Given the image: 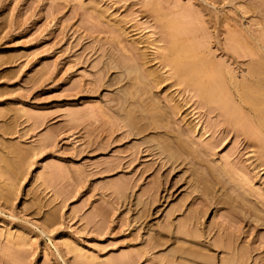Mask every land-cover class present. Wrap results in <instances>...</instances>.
<instances>
[{
	"label": "rangeland",
	"instance_id": "obj_1",
	"mask_svg": "<svg viewBox=\"0 0 264 264\" xmlns=\"http://www.w3.org/2000/svg\"><path fill=\"white\" fill-rule=\"evenodd\" d=\"M170 22L264 100V0H0V264H264V136Z\"/></svg>",
	"mask_w": 264,
	"mask_h": 264
},
{
	"label": "bare ground",
	"instance_id": "obj_2",
	"mask_svg": "<svg viewBox=\"0 0 264 264\" xmlns=\"http://www.w3.org/2000/svg\"><path fill=\"white\" fill-rule=\"evenodd\" d=\"M166 23H167V21H166ZM174 23H175V21H174ZM168 27H169V32H168V29H166L167 30L166 32L169 33V34L168 33L167 34L169 35L168 39L170 40L168 44H169V51L172 55L171 59H170L172 61V64H174V66L181 71H182V69H186L187 70L186 71L187 72L186 77L188 76L187 77L188 80H190L193 84H195L193 82V81H195L196 84L199 85L198 86L199 88H203L204 90H208V87L210 88L209 91H207V93L210 92L209 97H208V98H210L209 102L212 99L214 101V103L219 105V107L223 110V112L228 116L230 123H232L231 121H236L239 123L238 126L240 129H246V130L249 129L251 126L256 125L260 128V131L264 136V100L263 101L256 100L251 96L247 97V96L243 95L240 92V89H238V87H236V86L233 87V91L237 93V94L233 95L234 97H232V96L229 97L219 87L214 88L212 85L213 82L210 81V79H211L210 76H209L210 79L207 76L210 74V72L207 73L206 75L204 74L205 76H203V74H201L203 71V69H201L202 67H200V69H199V67H198L199 65H196L199 63L198 59H201V58H197V63L195 62V60L194 61L192 60L193 62H190V61L184 59L185 57H190V56L192 57L193 54L197 55L195 52H193V54H192V50L188 47L189 45L187 46L185 44V42L183 41V40H185L183 38L187 37L185 35L186 33L185 32L181 33V31L179 30L180 27H175V25L171 22L168 23ZM181 35H185V36H181ZM200 61L202 62V60H200ZM251 71H253V70H251ZM255 71L258 75L257 70H255ZM183 72H185V70ZM199 74H200V76H199ZM249 75L254 76V77L256 76L252 72ZM249 77L250 76H248V78ZM256 78H257L256 80L253 79L256 81V82L254 81V83L255 84L260 83L259 86L262 85V87H263L264 86V83H262L263 81L262 82L260 80L258 81L259 75H258V77L256 76ZM250 79H251V77H250ZM210 84L212 85V88H211ZM252 84H253V82H252ZM251 88H255V87L252 86ZM224 89L227 91L226 87ZM249 89H250V87H249ZM263 89H264V87H263ZM228 92H230V90ZM232 98L237 99L239 106H240V109H241L240 112H237L233 107H229L230 102H228V100L232 99ZM263 151H264V146H263Z\"/></svg>",
	"mask_w": 264,
	"mask_h": 264
}]
</instances>
